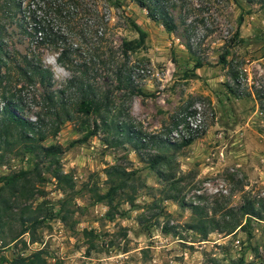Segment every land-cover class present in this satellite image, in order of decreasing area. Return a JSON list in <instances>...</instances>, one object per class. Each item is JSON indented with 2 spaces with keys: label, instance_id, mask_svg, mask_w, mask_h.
<instances>
[{
  "label": "rangeland",
  "instance_id": "rangeland-1",
  "mask_svg": "<svg viewBox=\"0 0 264 264\" xmlns=\"http://www.w3.org/2000/svg\"><path fill=\"white\" fill-rule=\"evenodd\" d=\"M27 2L22 12L0 0V42L11 60L24 66L26 58L49 73L46 83L36 77L20 92V84L7 88L20 94L21 116L48 124L52 115L38 96L47 85L65 88L82 62L110 109L107 127L82 140L98 119L71 101L69 119L53 136L47 128L40 141L62 148L53 158L24 152L10 136L0 143V176L26 171L12 183L0 181V264H264V220L202 240L186 228L188 207L162 199L167 182L148 168L150 156H166L179 198L215 220L245 199L264 205V0H160L174 24L170 32L133 0H77L71 39L79 53L68 67L56 61L57 51L23 33ZM131 21L145 37L123 54L121 42L137 38ZM118 71L127 81H117ZM193 110L201 125L189 145L155 142ZM115 119L153 138L134 147L114 132ZM109 165L130 174L109 200H99L110 184ZM55 169L70 180L55 181Z\"/></svg>",
  "mask_w": 264,
  "mask_h": 264
},
{
  "label": "trees",
  "instance_id": "trees-1",
  "mask_svg": "<svg viewBox=\"0 0 264 264\" xmlns=\"http://www.w3.org/2000/svg\"><path fill=\"white\" fill-rule=\"evenodd\" d=\"M22 0H3V7L6 10L17 8L20 9ZM25 5L23 23L20 27L25 35H27L36 44L49 47L57 51L56 61L62 66H69L71 55L79 53L77 49L72 46L71 30L74 10L77 6V0H27ZM114 6H120L119 0H108ZM139 7L145 9L146 15L152 21L158 22L162 27L170 32L174 29V24L170 15L163 9L160 0H133ZM42 11V16L35 14L36 10ZM23 12V10H22ZM241 15L238 16L237 24L241 21ZM131 26L137 33V38L131 40H124L121 42L122 53L134 50L139 47L145 37V32L133 21ZM222 57V56H221ZM223 59V58H222ZM24 66L15 63L6 52L3 44L0 42V143H7L8 137H11L12 144H19L23 151L35 156L43 158H53L61 154L62 148L56 144H48L42 146L40 141H43L48 135L47 128L50 134L55 135L59 130L63 120L69 119L68 104L73 101L75 111L87 116L93 114L98 119L92 121L91 129L82 136L85 140L88 136H92L99 129L100 125L107 127L106 115L109 111V100L106 93H101L87 77L86 62L75 64L73 71L77 74L73 75L67 80V84L63 89L48 90L44 87L42 93L38 96L41 104L52 115V120L48 124H43L39 119L24 118L20 114L19 93L11 91L7 88L19 85L17 92L23 86H34L36 84V77L41 83L48 82L49 73L46 69L40 67L38 63L26 60ZM223 61V60H222ZM200 63L195 62L194 67H199ZM3 68V70H1ZM120 71L115 73V78L118 82L124 80L126 77H120ZM7 85H4L6 84ZM15 90V89H14ZM68 91L69 96H64V92ZM137 93H142L141 90H136ZM71 95L74 98H71ZM78 98L76 99V97ZM120 113V112H119ZM105 115V116H104ZM113 120L111 119L110 122ZM177 122H174L176 124ZM112 129L118 135H124L126 139L133 143L134 147H144L147 138L153 136L142 134L135 130L130 123H125L118 119L112 124ZM199 132L190 133L187 137L182 138L176 142H170L166 135L155 137V142L164 145V148L169 146H176L177 148L189 145L197 136ZM28 162L26 156L25 159ZM148 168L155 171L158 176L167 182L165 185L164 196L162 199H169L179 203L180 206H187L190 213L193 215L191 222L186 224V228L196 232L202 237V240L213 231L224 232L229 234L236 228L243 229L248 224L249 220H264V205L255 206L254 202L245 199L236 209H227L223 212L221 220H215L208 217L203 209L196 204H184L178 196L177 179L173 180V174L170 172V160L163 154H154L148 158ZM26 173L25 170H20L16 174L2 175V179L7 183H12L19 177ZM55 181L70 180L67 174H62L58 169L51 172ZM104 174L110 181L109 186L104 194L98 196L99 200L108 199L114 194L120 182L127 179L130 173L124 168L115 165H109L105 168ZM115 177L117 183H112ZM111 179V180H110ZM227 219V220H226ZM241 220H243L241 222ZM145 231H147L145 229ZM163 231H166L163 229ZM22 233V232H21ZM36 260L27 263L34 264ZM26 264V263H23Z\"/></svg>",
  "mask_w": 264,
  "mask_h": 264
},
{
  "label": "built area",
  "instance_id": "built-area-1",
  "mask_svg": "<svg viewBox=\"0 0 264 264\" xmlns=\"http://www.w3.org/2000/svg\"><path fill=\"white\" fill-rule=\"evenodd\" d=\"M176 127L170 132L167 139L170 142H176L184 137H187L190 133L198 132L201 125V115L198 110H193L189 112L185 117L183 122H178L175 124ZM175 138V139H174ZM176 140V141H175ZM26 158H24L25 160Z\"/></svg>",
  "mask_w": 264,
  "mask_h": 264
}]
</instances>
